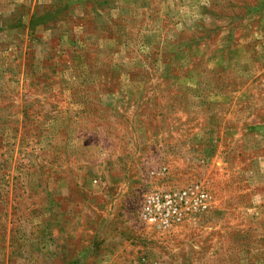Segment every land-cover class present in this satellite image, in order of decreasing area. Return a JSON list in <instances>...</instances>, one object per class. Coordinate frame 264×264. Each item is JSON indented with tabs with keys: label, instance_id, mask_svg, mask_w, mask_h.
<instances>
[{
	"label": "rangeland",
	"instance_id": "1",
	"mask_svg": "<svg viewBox=\"0 0 264 264\" xmlns=\"http://www.w3.org/2000/svg\"><path fill=\"white\" fill-rule=\"evenodd\" d=\"M0 264H264V0H0Z\"/></svg>",
	"mask_w": 264,
	"mask_h": 264
},
{
	"label": "built area",
	"instance_id": "2",
	"mask_svg": "<svg viewBox=\"0 0 264 264\" xmlns=\"http://www.w3.org/2000/svg\"><path fill=\"white\" fill-rule=\"evenodd\" d=\"M208 206L207 192L201 185L192 184L177 191L147 195L140 216L147 224L169 229L180 225L186 217L196 215Z\"/></svg>",
	"mask_w": 264,
	"mask_h": 264
}]
</instances>
